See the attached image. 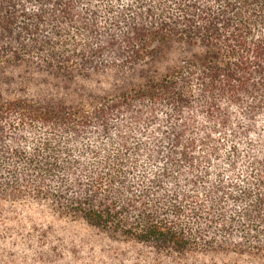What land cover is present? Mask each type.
Here are the masks:
<instances>
[{
    "label": "trees",
    "instance_id": "1",
    "mask_svg": "<svg viewBox=\"0 0 264 264\" xmlns=\"http://www.w3.org/2000/svg\"><path fill=\"white\" fill-rule=\"evenodd\" d=\"M23 212L264 264V0H0L1 243Z\"/></svg>",
    "mask_w": 264,
    "mask_h": 264
},
{
    "label": "rangeland",
    "instance_id": "2",
    "mask_svg": "<svg viewBox=\"0 0 264 264\" xmlns=\"http://www.w3.org/2000/svg\"><path fill=\"white\" fill-rule=\"evenodd\" d=\"M30 221L43 227L32 230ZM6 225L12 229L5 235L7 242H0V264H166L142 247L106 237L79 222L39 219L23 212ZM203 264H235V257Z\"/></svg>",
    "mask_w": 264,
    "mask_h": 264
}]
</instances>
